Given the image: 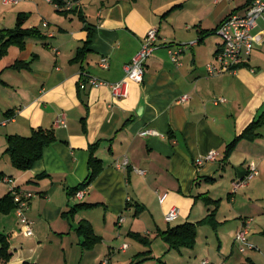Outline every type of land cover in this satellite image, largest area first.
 I'll list each match as a JSON object with an SVG mask.
<instances>
[{
  "label": "crops",
  "instance_id": "1",
  "mask_svg": "<svg viewBox=\"0 0 264 264\" xmlns=\"http://www.w3.org/2000/svg\"><path fill=\"white\" fill-rule=\"evenodd\" d=\"M24 1L11 10L0 1V37L4 30L13 29L6 23L8 16L29 12L32 19L26 27L46 35L45 39H29L24 50L12 46L0 60V175L14 178L19 187L35 194L28 212L35 222L34 236H27L16 213H11L17 217L10 233L11 264H41L42 252L55 246L53 239L63 242V264H121L115 263V253L128 254L132 247L124 238L134 240L129 235L132 232L148 237L155 232L162 239L159 233L172 225L165 219L172 207L181 209L179 225L206 218L210 208L200 196L212 195L198 180L203 177L215 184L220 169H232L236 152L242 159L239 167L233 166L237 174L233 182L245 178L253 162L259 170L247 187L239 191L233 187L228 196L241 216L237 234L251 221L248 238L253 235L249 243L254 247L247 250H251L247 256L264 264V126L258 139L241 141L223 163L227 146L264 114V59L259 56L263 52H256L264 49V22L257 30L247 66L235 73L209 76L207 66L215 61L223 38L218 32L205 38L201 35L204 30H218L234 13L244 14L252 0H83L79 6L86 22L76 15H62L49 0ZM179 4L183 6L163 18ZM88 27L95 30L93 51L85 61L73 62ZM154 27L159 29L160 48L146 64L144 83H133L126 98L116 99L109 87L96 88L88 82L89 76L109 83L123 80L125 67ZM193 42L181 54V65L174 63L169 48ZM104 57L109 58V68L101 67ZM19 61L31 63V69L11 68ZM185 95L189 99L183 101ZM219 98L226 102L216 103ZM9 111L15 112L11 118ZM63 113L67 126L56 127ZM39 128L55 129L58 137L43 159L27 172L7 165V137H30ZM149 129L161 135H140ZM97 143L96 155L104 162V170L84 189L82 198L70 196V189L89 177L90 148ZM211 151L219 153L218 160L198 166L196 160ZM125 160L128 168L118 169L116 163ZM8 193L7 184L0 183V199ZM164 194L168 197L162 203ZM213 199L222 201L217 213L220 224L212 227L219 233L223 199ZM86 203L98 206L82 209L74 217L64 216L77 204ZM201 203L206 207L201 208ZM138 206L144 208L141 214ZM82 220L91 222L103 241L85 250L84 238L79 239L82 255L69 256L66 250L71 246L74 251L75 244H64L74 235L81 237L76 230ZM184 249L179 251L183 257ZM47 259L53 264L52 254Z\"/></svg>",
  "mask_w": 264,
  "mask_h": 264
},
{
  "label": "trees",
  "instance_id": "2",
  "mask_svg": "<svg viewBox=\"0 0 264 264\" xmlns=\"http://www.w3.org/2000/svg\"><path fill=\"white\" fill-rule=\"evenodd\" d=\"M69 0H52L55 5L62 8L65 7ZM76 1V0H74ZM253 2L249 1L247 6ZM183 4H179L170 9L163 18L171 15L173 11L180 9ZM59 13L65 16L76 15L81 20L86 22V16L84 10L80 6H74L71 10H60L57 9ZM29 19V14L20 13L18 15L16 27L13 29H6L2 32L0 37V60L8 54L9 49L12 46L18 47L24 50L29 39H45L46 35L38 28H27L26 23ZM219 30V28H218ZM218 30H204L201 32L203 38L211 35L212 33H217ZM87 38L84 40L83 46L78 50L76 57L73 62L85 61L88 56L92 53V45L95 36V30L88 27L86 28ZM247 64L241 66V68L246 67ZM11 68L16 70L31 69V63L19 61ZM3 83V82H2ZM4 84V83H3ZM14 111L8 112V117L11 118ZM264 126V114L256 121L251 123L243 133L238 136L232 143H230L224 154L223 163H227L232 155L234 154L239 143L244 140L254 141L258 139L260 134V129ZM8 149L6 151L11 158L12 165L15 169L19 171H30L34 168L35 164L42 160L44 157L45 150L58 141L57 133L55 129H45L39 128L33 131L32 136L25 137L21 135H10L7 137ZM100 143L94 144L90 148L91 156L89 160L90 174L87 180L75 189H70V196H76L81 190L86 189L90 186L96 178L104 170V162L97 157L96 153L99 148ZM45 177V175L40 178ZM206 202V205L210 208L209 215L198 223H185L177 227H170L167 231H161L159 237H161L169 246L170 251L176 250L181 251L182 249H194L198 242V226L199 225H209L214 229L219 226L217 220V213L221 206V200H214L208 194L200 196ZM98 204H77L69 212H65L64 216L74 217L82 209H92L97 207ZM16 209V203L13 196L8 193L6 196L0 199V215H10ZM144 208L140 206L137 207L138 214H141ZM77 233L84 238L82 243V248L85 250H92L98 244L103 241V238L99 236L92 223L87 220H82L77 228ZM135 241L145 246L148 251L140 253L136 256L140 259L137 264H144V262L153 260L152 257V244L153 241L150 237L144 236L140 233H130L129 234ZM264 235V232H263ZM12 234L0 233V264H11L14 257V250L12 246ZM160 262L166 264L162 259ZM245 264H256L253 260L248 259Z\"/></svg>",
  "mask_w": 264,
  "mask_h": 264
},
{
  "label": "built area",
  "instance_id": "3",
  "mask_svg": "<svg viewBox=\"0 0 264 264\" xmlns=\"http://www.w3.org/2000/svg\"><path fill=\"white\" fill-rule=\"evenodd\" d=\"M6 5H17L22 0H0ZM52 2V0H49ZM83 0H69L65 7H58L60 10H71L74 6H79ZM53 3V2H52ZM264 22V0H253L250 6L247 8L244 14L234 13L232 14L220 27L218 33L223 38V44L219 50L214 62L208 64V74L211 77L223 75L225 73H235L241 66L246 64L249 58L252 56L256 41H257V30ZM264 33V30H263ZM159 29L157 27L151 28L142 44L140 51L134 57L132 62L125 67L126 76L123 80L118 83H109L102 81L96 77H88V82L93 87H109L112 91L113 96L116 99L126 98L130 93V88L133 83L142 84L146 78V64L153 54L160 48L159 45ZM192 44H185L179 48H169L171 58L174 63L181 65L180 56L181 54L189 49ZM101 67L109 68V58L104 57L101 61ZM189 99L188 95L183 96L182 100L186 101ZM226 102L225 98H219L216 103ZM56 127L67 126V118L65 113L57 117L55 121ZM141 136L148 135H161L157 130L149 129L142 131ZM219 153L217 151H211L205 156H201L196 160L198 166H203L208 162H216L218 160ZM116 166L120 170H126L129 166V161L117 162ZM138 173L144 174L142 170H136ZM259 175L258 166L256 163H251L248 174L245 178H242L233 183L234 191H239L247 187L250 181ZM0 183H5L9 187V193L13 196L16 209L15 213L19 218V221L27 236H34L35 222L28 216V212L31 208L32 199L35 194L29 190H24L19 187L14 178L0 175ZM85 194L84 190L77 193L76 197L82 198ZM168 194H164L160 197V201L163 203L167 200ZM131 200V199H129ZM181 209L174 206L166 214L165 219L167 223H173L180 217ZM251 221L245 222V225L240 229L236 237V243L240 245L242 252L247 249H253V245L249 243V232H250ZM128 248V245H124V249ZM204 264H212L209 260L204 261Z\"/></svg>",
  "mask_w": 264,
  "mask_h": 264
},
{
  "label": "rangeland",
  "instance_id": "4",
  "mask_svg": "<svg viewBox=\"0 0 264 264\" xmlns=\"http://www.w3.org/2000/svg\"><path fill=\"white\" fill-rule=\"evenodd\" d=\"M33 1L36 0H27L24 2H33ZM202 1L204 0H198L196 2H202ZM37 3H39V1H37ZM1 4L2 3L0 2V9L3 8ZM13 8L14 5H10L5 9L11 10ZM29 14L31 16V18L29 19L31 20L32 14L30 12ZM17 15L18 13L15 16L13 13L11 19L9 16L6 19L7 21L6 23L11 28H14L16 26ZM163 23H165V20L163 21ZM212 37L214 36H211V38ZM219 38L221 40L220 36ZM256 52H263L259 56L264 59V49H260V51H256ZM6 158H7V165L15 169L14 166L12 165L10 156L8 154H6ZM241 159H242V154L236 152L231 160V162L234 164L231 165L232 169H229L230 167L227 170L220 169V171H218V173L214 176V178L216 179L215 184L207 183L205 178L203 177L199 178L198 180L201 181V184H203V189L205 191H209V190L211 191V195L213 198L223 199V206L219 216L223 224L220 228L219 233H216V231L209 225H199L197 246L195 249H184L183 252L185 253V255L183 257V255H181L179 251L173 250L169 252L168 244L162 239L157 238L156 233L154 232V234L150 236L151 240L154 242L152 248L153 255H151L152 257H154V259L146 261L144 262V264H163L162 262H160L159 258H162V260L167 264H204V261H206L207 259H209V261L212 264H220L222 262L227 263L228 261H230L229 264H241L242 262L245 263L247 262L248 259L247 255L251 253V250L242 253L239 250L238 244H236L237 231H238V226L241 223V216H239V214L235 212L233 208L234 205L230 202V199L228 197L229 194L231 193V189L233 188V183H234L233 180L237 179V174L236 171H234L233 166L239 167L241 165ZM244 193L245 192L241 194ZM200 206L201 208L206 207L204 203H201ZM242 206L245 207L244 204L238 205V207L240 208H242ZM196 212H199V210H197ZM194 220H196V218ZM16 221H17L16 215L14 216L11 214L0 215V233L10 234L12 229L16 225ZM183 222H185V220ZM181 223L182 222L180 221H176L172 223L171 227L178 226ZM166 228H168V226H166ZM252 237L253 235L251 234L249 236L250 242L252 240ZM79 239L83 241L82 237H78L77 235H74L72 238L69 239V241H67L64 244L65 246H67L68 243H72V242L75 244L74 251L71 248V246L67 248L66 253H68L69 256H71L72 254L75 255L78 254L79 256L82 255V250H81L82 242H80ZM124 241L129 243L130 246H132L130 252L128 254H125L122 251L119 252L117 251L115 253V259H114L115 263L119 261L121 262V264L122 263L137 264L139 261H141L140 259L136 258L139 251L146 252L148 251V249L129 237H125ZM51 245H55V246L52 247L50 250H47L46 252L41 251L43 256L41 259L42 261L41 264H52L47 259L49 254H52L54 256L53 264H63L64 256H65V247L63 246V242L61 245L60 240H57L56 242V240L53 239L51 241ZM232 250H234V252H232Z\"/></svg>",
  "mask_w": 264,
  "mask_h": 264
}]
</instances>
